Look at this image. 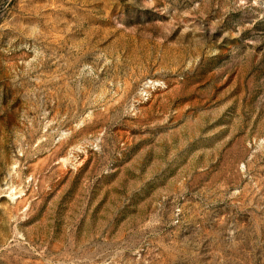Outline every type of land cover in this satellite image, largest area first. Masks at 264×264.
Listing matches in <instances>:
<instances>
[{"label":"rangeland","instance_id":"374dc122","mask_svg":"<svg viewBox=\"0 0 264 264\" xmlns=\"http://www.w3.org/2000/svg\"><path fill=\"white\" fill-rule=\"evenodd\" d=\"M0 264H264V0H0Z\"/></svg>","mask_w":264,"mask_h":264}]
</instances>
